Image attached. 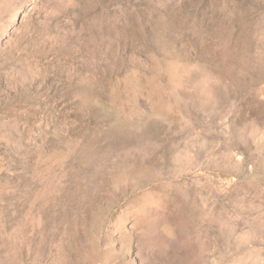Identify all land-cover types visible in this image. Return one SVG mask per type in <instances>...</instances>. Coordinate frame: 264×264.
<instances>
[{
	"label": "rangeland",
	"instance_id": "1",
	"mask_svg": "<svg viewBox=\"0 0 264 264\" xmlns=\"http://www.w3.org/2000/svg\"><path fill=\"white\" fill-rule=\"evenodd\" d=\"M0 264H264V0H0Z\"/></svg>",
	"mask_w": 264,
	"mask_h": 264
}]
</instances>
